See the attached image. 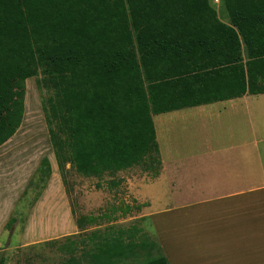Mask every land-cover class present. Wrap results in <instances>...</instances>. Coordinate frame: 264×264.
<instances>
[{"label":"trees","instance_id":"16d2710c","mask_svg":"<svg viewBox=\"0 0 264 264\" xmlns=\"http://www.w3.org/2000/svg\"><path fill=\"white\" fill-rule=\"evenodd\" d=\"M221 1L230 25L208 0H0V148L22 126L26 81L41 74L60 171L101 178L154 155L160 169L153 116L264 95V0ZM156 15L163 22L140 21ZM142 238L120 232L91 261L169 264Z\"/></svg>","mask_w":264,"mask_h":264},{"label":"crops","instance_id":"0c3cea01","mask_svg":"<svg viewBox=\"0 0 264 264\" xmlns=\"http://www.w3.org/2000/svg\"><path fill=\"white\" fill-rule=\"evenodd\" d=\"M160 2L137 0L148 8ZM140 21L163 22L158 15ZM25 116L26 104L23 122ZM153 122L158 176L130 180L128 190L169 264H264V95L157 115Z\"/></svg>","mask_w":264,"mask_h":264},{"label":"rangeland","instance_id":"374dc122","mask_svg":"<svg viewBox=\"0 0 264 264\" xmlns=\"http://www.w3.org/2000/svg\"><path fill=\"white\" fill-rule=\"evenodd\" d=\"M208 1L229 20L221 0ZM39 80L41 74L26 81L25 120L16 136L0 149V222L9 214L0 232V261L96 264L91 257L120 232L126 242L139 243L144 236L161 247L151 220L142 216V206L128 190L130 180L155 176L158 157L101 178L84 177L70 165L60 171L43 108L53 93L41 90ZM45 159L49 167L42 166ZM132 235H136L133 240ZM150 259L140 256L116 263L141 264Z\"/></svg>","mask_w":264,"mask_h":264}]
</instances>
